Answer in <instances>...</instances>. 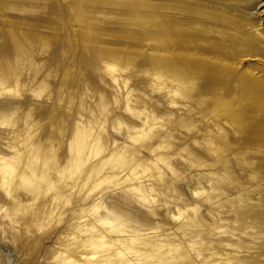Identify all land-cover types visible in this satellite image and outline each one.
<instances>
[{
    "label": "rangeland",
    "instance_id": "1",
    "mask_svg": "<svg viewBox=\"0 0 264 264\" xmlns=\"http://www.w3.org/2000/svg\"><path fill=\"white\" fill-rule=\"evenodd\" d=\"M233 118L264 119V0H0V264H264Z\"/></svg>",
    "mask_w": 264,
    "mask_h": 264
},
{
    "label": "bare ground",
    "instance_id": "2",
    "mask_svg": "<svg viewBox=\"0 0 264 264\" xmlns=\"http://www.w3.org/2000/svg\"><path fill=\"white\" fill-rule=\"evenodd\" d=\"M258 111V110H257ZM256 111V112H257ZM258 116V115H257ZM233 120H234V122H232V124H234L238 129H242L244 132H250V133H253V134H251L252 136H250V138L251 139H249L248 141L250 142H252V140L253 139H256L257 138V134L260 132L261 133V131H262V129L264 128V119H260V120H255L253 123H252V125L251 126H244V125H242L241 124V122L239 121V119H236V118H233ZM251 120V119H250ZM236 129V128H235ZM236 131H237V129H236ZM239 131V130H238ZM240 132V131H239ZM249 133V134H250ZM247 136H249V135H247ZM246 136V137H247ZM260 136V135H259ZM261 137V136H260ZM264 137V133H263V135H262V138ZM246 140V139H245ZM247 142V141H246ZM248 144V143H247ZM251 144V143H250ZM251 147H252V145H251ZM261 147V146H260ZM264 148V147H263ZM236 173V172H235Z\"/></svg>",
    "mask_w": 264,
    "mask_h": 264
}]
</instances>
